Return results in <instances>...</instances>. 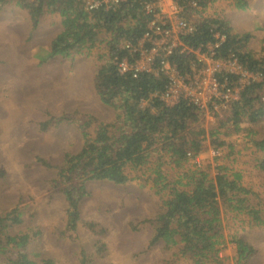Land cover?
Segmentation results:
<instances>
[{
  "label": "trees",
  "instance_id": "trees-1",
  "mask_svg": "<svg viewBox=\"0 0 264 264\" xmlns=\"http://www.w3.org/2000/svg\"><path fill=\"white\" fill-rule=\"evenodd\" d=\"M146 1L120 0L88 9L81 0H0V9L13 6L26 11L29 37L43 15H58L59 31L48 47L39 45L34 56L41 64L55 56L95 53L96 92L115 110L110 122L77 111L41 121V129L61 122L76 123L84 138L77 152H66L54 166L52 183L68 201L69 227L73 228L80 216V203L89 194V180L123 184L144 176L159 198V210L151 220V244L164 242L175 247L189 264H229L221 251L233 243L235 263L243 264L256 252L245 230L264 227V189L246 182L242 170L233 165L249 151V159L264 169V133L256 128L264 117V57L258 55L264 47L249 45L255 34L236 30L216 5L220 0H174L184 16L195 15L193 30L181 36L184 45L194 49L221 32L224 52L233 53L242 66L260 75L241 86L239 99L230 103L224 116L205 124L200 109L189 100L180 98L167 104L160 98L170 82L168 76L156 72L161 58L150 72L133 75L118 68L121 59L132 62L141 52L139 40L152 18L145 10ZM226 2L237 10H248L252 0ZM126 42L134 47H127ZM193 56V51H175L166 57L186 71ZM229 78V85H238L237 76ZM231 134L235 137H229ZM206 145L216 152V164L192 162ZM229 221L242 230L228 231ZM23 222L20 206L0 209V264L37 263L28 250L33 234L27 226L15 229ZM43 264L55 261L48 258Z\"/></svg>",
  "mask_w": 264,
  "mask_h": 264
},
{
  "label": "rangeland",
  "instance_id": "rangeland-1",
  "mask_svg": "<svg viewBox=\"0 0 264 264\" xmlns=\"http://www.w3.org/2000/svg\"><path fill=\"white\" fill-rule=\"evenodd\" d=\"M216 5L236 30L255 34L249 45L264 47V29L259 28L264 26V0H252L248 10H237L226 0ZM59 29V16L45 14L29 37L26 11L13 6L0 9V209L18 205L23 210V225L15 229L27 226L33 234L28 250L35 254L36 264L48 258L55 264H189L175 247L150 243L159 198L144 176L130 174L133 178L123 184L89 180L76 226L69 227L68 201L52 183L54 166L66 152H77L84 138L76 123L61 122L47 129H41L40 123L74 111L110 122L115 110L96 92L95 53L55 56L39 64L34 56L37 47H48ZM203 118L205 124L212 121ZM258 124L256 128L264 133V117ZM215 154L206 145L191 161L215 165ZM240 156L233 166L242 170L246 182L264 189V169L249 159V151ZM235 229L242 230L229 221L227 230ZM245 235L256 252L242 263L264 264V227L245 230ZM234 250L235 245L227 243L221 251L229 264H236Z\"/></svg>",
  "mask_w": 264,
  "mask_h": 264
},
{
  "label": "built area",
  "instance_id": "built-area-1",
  "mask_svg": "<svg viewBox=\"0 0 264 264\" xmlns=\"http://www.w3.org/2000/svg\"><path fill=\"white\" fill-rule=\"evenodd\" d=\"M88 9L102 4L116 3L120 0H81ZM193 5H197L192 2ZM145 10L152 15L147 30L139 40L141 52L134 61L123 58L118 63L121 73L150 72L159 59L158 69L170 78V82L160 92V98L167 104H174L185 98L198 107L202 118L212 121L225 115L231 102L239 99L241 86L260 75L246 69L233 53H225L222 48L224 34L217 32L215 39L200 44L194 49L183 44L181 36L194 28L193 20L183 15V8L174 0H149ZM127 47H134L126 42ZM175 51H193V60L188 70L181 71L166 56ZM237 76L238 85H229V77ZM223 78V79H222Z\"/></svg>",
  "mask_w": 264,
  "mask_h": 264
}]
</instances>
